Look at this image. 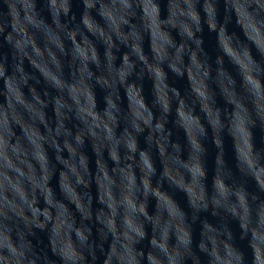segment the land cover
<instances>
[{
  "label": "clouds",
  "instance_id": "obj_1",
  "mask_svg": "<svg viewBox=\"0 0 264 264\" xmlns=\"http://www.w3.org/2000/svg\"><path fill=\"white\" fill-rule=\"evenodd\" d=\"M0 264H264V0H0Z\"/></svg>",
  "mask_w": 264,
  "mask_h": 264
},
{
  "label": "water",
  "instance_id": "obj_2",
  "mask_svg": "<svg viewBox=\"0 0 264 264\" xmlns=\"http://www.w3.org/2000/svg\"><path fill=\"white\" fill-rule=\"evenodd\" d=\"M208 46L209 47H214V40L212 38H209ZM257 139L259 141V133H257Z\"/></svg>",
  "mask_w": 264,
  "mask_h": 264
}]
</instances>
